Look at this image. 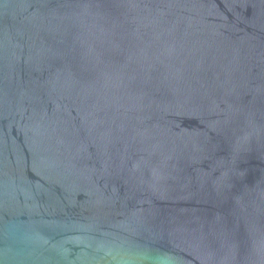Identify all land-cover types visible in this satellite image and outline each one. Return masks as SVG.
<instances>
[{
    "label": "water",
    "instance_id": "water-1",
    "mask_svg": "<svg viewBox=\"0 0 264 264\" xmlns=\"http://www.w3.org/2000/svg\"><path fill=\"white\" fill-rule=\"evenodd\" d=\"M0 264H264V0H0Z\"/></svg>",
    "mask_w": 264,
    "mask_h": 264
}]
</instances>
